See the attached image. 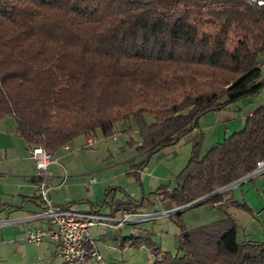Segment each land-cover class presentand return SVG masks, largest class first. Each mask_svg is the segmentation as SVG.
I'll list each match as a JSON object with an SVG mask.
<instances>
[{
    "label": "trees",
    "instance_id": "trees-1",
    "mask_svg": "<svg viewBox=\"0 0 264 264\" xmlns=\"http://www.w3.org/2000/svg\"><path fill=\"white\" fill-rule=\"evenodd\" d=\"M263 59L264 6L247 0H0V121L13 117L14 134L52 156L80 137H113L122 122L128 147L149 158L205 113L257 95ZM202 142V133L191 139L172 189L157 194L175 216L208 205L224 217L181 226V255L149 246L152 264H264V242L238 241L228 212L250 209L213 194L264 159V105L205 155ZM142 242L130 235L121 246Z\"/></svg>",
    "mask_w": 264,
    "mask_h": 264
},
{
    "label": "rangeland",
    "instance_id": "rangeland-1",
    "mask_svg": "<svg viewBox=\"0 0 264 264\" xmlns=\"http://www.w3.org/2000/svg\"><path fill=\"white\" fill-rule=\"evenodd\" d=\"M260 71L261 79L264 82V59ZM262 105H264V84L257 95L243 98L234 105L232 104V107L230 106V111H237V113L238 108H243V121L239 129L238 127L234 129L229 122L220 125L218 130L220 131V139L216 138L217 135L212 134L213 130H208L205 127L206 113L200 116L198 118V128L203 134L201 154L205 155L210 148L222 143L224 141L222 133L228 132L227 138L232 133L242 130L244 117L251 106L258 108ZM148 120L151 121V118H148ZM13 121L15 122V120ZM132 128L135 130L134 125H132ZM124 130H126V126L121 122L116 125V134L113 137H103L100 133H97L92 148L87 147L86 138H77L68 145V151L64 149L58 151L53 160L56 161L55 164L66 169L64 171L67 176L66 179L75 176L72 178L77 179L80 186L83 184L87 188L85 184L87 185L91 179H95L96 184H93L102 187L100 194L98 193V196H96V205H101V213H109L113 209V205L118 201L127 200L129 197L139 202L134 209L135 212L162 213L164 210L171 209L170 202L168 200L163 201V197L157 194V190L160 186L172 189L175 178L190 157L191 142L183 136L177 143L167 145L151 157L146 158L139 156L135 148L128 147V137L122 133ZM133 138L134 141L139 140L137 132H135ZM141 165L143 166V172L135 173L134 171H137V168L139 169ZM48 171H53V168H48ZM145 176L148 178H145ZM48 185L47 188H49ZM110 190L112 192L106 197V192ZM76 206L81 207V209H78L81 211H88L90 208L86 199L76 204ZM218 212L221 213L218 210H212L211 206L199 205L184 210L181 216L158 217L150 222L123 225L119 230L95 227L92 229L90 238L102 256V261L97 262L88 259L82 264H152L154 256L149 249V246L152 245L159 247L161 251L181 255L178 251L181 226L190 230L211 224L221 218ZM120 213L121 211L118 212V214ZM241 232H238V241H241ZM130 235L139 237L143 242L137 246H130L129 244L121 246L122 238ZM145 240H149L148 246L145 244Z\"/></svg>",
    "mask_w": 264,
    "mask_h": 264
},
{
    "label": "crops",
    "instance_id": "crops-1",
    "mask_svg": "<svg viewBox=\"0 0 264 264\" xmlns=\"http://www.w3.org/2000/svg\"><path fill=\"white\" fill-rule=\"evenodd\" d=\"M230 106L224 110H213L205 114V127L208 130H213L212 134L217 135V139L221 137L220 131H218L220 125L229 122L234 129L237 127L239 129L243 121V108H238L237 113V111H230L232 107ZM256 109L251 106L244 117V123ZM13 120H15L13 117H8L0 121V222H9V224L0 227V264H63V261L58 257L59 248L55 241L47 240L36 246L25 240L29 231L45 230L49 225L37 217L42 211L43 205L39 201L38 190L33 180L35 165L31 158L30 147L14 134L16 122ZM201 132L197 127L184 138L187 137V141L191 142V139ZM227 133H222L224 139ZM68 150L69 148L65 151ZM55 155H53V159ZM50 167L53 168V171H49L50 177L46 180V184L49 183L48 198L55 205H69L70 208L77 211H81L78 210L81 207L79 208L76 204L86 199L90 208L88 211L81 212H91L92 208L96 206V196L98 193L100 194L102 187L90 182L85 184L87 187L85 188L83 184L80 186L77 179L72 178L75 176H71V179H66V176L64 179L62 177V173L66 171L64 167L55 163L50 164L48 168ZM134 172H143V167L137 168V171ZM145 178L148 177L145 176ZM88 187L91 189L90 191ZM231 201L243 203L251 211H245L239 207L228 208V212L233 215L238 226L237 238L238 232L242 230L241 240L264 242V180L256 179L242 184L235 190L232 197L224 202ZM112 208L109 213H101L100 207L98 213L119 216L125 211L119 209L121 213L118 214L119 211L115 210V205ZM211 208L216 211L213 207ZM218 215L221 217L218 220L223 219V214L218 212Z\"/></svg>",
    "mask_w": 264,
    "mask_h": 264
},
{
    "label": "built area",
    "instance_id": "built-area-1",
    "mask_svg": "<svg viewBox=\"0 0 264 264\" xmlns=\"http://www.w3.org/2000/svg\"><path fill=\"white\" fill-rule=\"evenodd\" d=\"M249 4L262 7L264 0H247ZM95 138H87V147L92 148ZM67 150L68 147H64ZM31 158L34 161L35 173L33 180L38 190V198L42 203V211L38 218L44 220L49 227L29 231L25 240L33 245H40L47 240L55 241L59 248L58 257L67 264L84 263L88 259L97 262L102 261V256L91 240L93 228L117 229L123 225H136L144 222H150L158 217H168L173 215L177 209L164 210L158 212H127L124 211L120 216H107L96 212H81L73 208H64L55 205L47 196L48 188L46 180L50 177L48 167L53 162V156L42 147H35L31 150ZM63 178H66L64 172ZM264 180V159L257 161L255 167L238 179L223 183L217 186L213 194H218L224 201L229 200L235 190L242 184L256 180ZM91 183L95 179L90 180ZM9 224L7 221H1L0 227Z\"/></svg>",
    "mask_w": 264,
    "mask_h": 264
}]
</instances>
